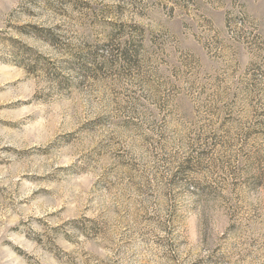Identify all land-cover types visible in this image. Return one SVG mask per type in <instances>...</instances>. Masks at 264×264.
I'll use <instances>...</instances> for the list:
<instances>
[{
  "label": "rangeland",
  "instance_id": "obj_1",
  "mask_svg": "<svg viewBox=\"0 0 264 264\" xmlns=\"http://www.w3.org/2000/svg\"><path fill=\"white\" fill-rule=\"evenodd\" d=\"M0 264H264V0H0Z\"/></svg>",
  "mask_w": 264,
  "mask_h": 264
}]
</instances>
